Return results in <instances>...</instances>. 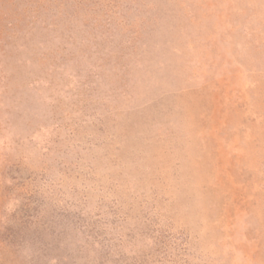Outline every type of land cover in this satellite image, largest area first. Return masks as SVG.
<instances>
[{
    "label": "rangeland",
    "instance_id": "obj_1",
    "mask_svg": "<svg viewBox=\"0 0 264 264\" xmlns=\"http://www.w3.org/2000/svg\"><path fill=\"white\" fill-rule=\"evenodd\" d=\"M0 264H264V0H0Z\"/></svg>",
    "mask_w": 264,
    "mask_h": 264
}]
</instances>
